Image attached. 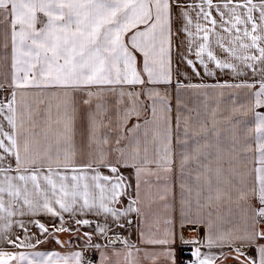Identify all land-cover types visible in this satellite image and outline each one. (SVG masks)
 Listing matches in <instances>:
<instances>
[{
	"label": "crops",
	"instance_id": "0c3cea01",
	"mask_svg": "<svg viewBox=\"0 0 264 264\" xmlns=\"http://www.w3.org/2000/svg\"><path fill=\"white\" fill-rule=\"evenodd\" d=\"M85 248L264 264V0H0V264Z\"/></svg>",
	"mask_w": 264,
	"mask_h": 264
},
{
	"label": "built area",
	"instance_id": "2783aa9c",
	"mask_svg": "<svg viewBox=\"0 0 264 264\" xmlns=\"http://www.w3.org/2000/svg\"><path fill=\"white\" fill-rule=\"evenodd\" d=\"M187 253H189L188 250H187ZM82 257L88 264H95V258L90 253L89 249L85 248L82 250ZM192 264H198V261H192Z\"/></svg>",
	"mask_w": 264,
	"mask_h": 264
},
{
	"label": "trees",
	"instance_id": "16d2710c",
	"mask_svg": "<svg viewBox=\"0 0 264 264\" xmlns=\"http://www.w3.org/2000/svg\"><path fill=\"white\" fill-rule=\"evenodd\" d=\"M183 252H184V250H183ZM182 252V259H183V257H185V254ZM187 257H188V255H187Z\"/></svg>",
	"mask_w": 264,
	"mask_h": 264
}]
</instances>
